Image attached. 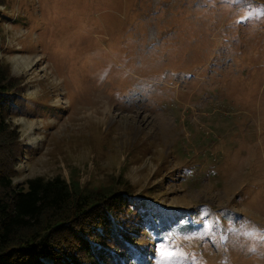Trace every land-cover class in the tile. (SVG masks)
<instances>
[{
  "label": "rangeland",
  "instance_id": "rangeland-1",
  "mask_svg": "<svg viewBox=\"0 0 264 264\" xmlns=\"http://www.w3.org/2000/svg\"><path fill=\"white\" fill-rule=\"evenodd\" d=\"M0 10V63L31 98L15 183L124 174L173 216L150 221L144 264H264V0Z\"/></svg>",
  "mask_w": 264,
  "mask_h": 264
},
{
  "label": "trees",
  "instance_id": "trees-1",
  "mask_svg": "<svg viewBox=\"0 0 264 264\" xmlns=\"http://www.w3.org/2000/svg\"><path fill=\"white\" fill-rule=\"evenodd\" d=\"M27 88L0 63V264H144L150 221L173 216L124 174L90 186L61 175L15 183L27 151L13 118L29 113Z\"/></svg>",
  "mask_w": 264,
  "mask_h": 264
},
{
  "label": "bare ground",
  "instance_id": "bare-ground-1",
  "mask_svg": "<svg viewBox=\"0 0 264 264\" xmlns=\"http://www.w3.org/2000/svg\"><path fill=\"white\" fill-rule=\"evenodd\" d=\"M18 59H20V56L19 55L16 56L15 60L17 61Z\"/></svg>",
  "mask_w": 264,
  "mask_h": 264
}]
</instances>
